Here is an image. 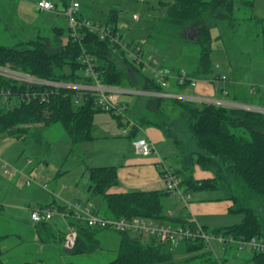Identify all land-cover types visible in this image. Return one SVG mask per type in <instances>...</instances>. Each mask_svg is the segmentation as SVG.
<instances>
[{"label":"trees","instance_id":"1","mask_svg":"<svg viewBox=\"0 0 264 264\" xmlns=\"http://www.w3.org/2000/svg\"><path fill=\"white\" fill-rule=\"evenodd\" d=\"M62 1L66 7L67 0ZM237 4H242L253 10L255 0L160 1L155 14V29L150 38L160 39V43L164 41L165 46H172L176 39L184 44L191 42L196 45L199 55L192 68L173 70L174 76L167 77L169 88H163L155 76L148 77L143 74L141 76L143 79L142 91L160 92L162 90L161 92L169 93L176 89L175 92H182L190 87L191 79L218 77L215 75L214 65L211 61L214 41L211 31L216 20H234ZM117 16V12L113 10L110 20L106 23L92 22L100 27H111L119 42H125L124 36L117 28ZM255 21L263 23L264 19L255 17ZM197 29L199 33L196 39L191 41L188 34ZM55 30L57 38L54 42L49 38L39 37L36 40L18 43L14 47L0 46V67H9L16 72L53 81L93 82L92 77L85 76L83 56H88L93 61L94 73L102 85L121 89H136L133 87L135 82L133 73L140 72V66L142 67L143 64L142 62L137 63L129 57L128 51L122 48L120 43L110 39L102 40L97 32H91L87 28L80 30L81 42H74L68 29V39L65 42L63 29L56 28ZM125 45L127 49L136 52L142 59V48H135L132 43L126 44L125 42ZM188 54L187 50L183 56L185 61L192 58ZM121 64L126 66L125 69L119 66ZM165 68L167 67L164 66L162 69ZM182 71L186 72L190 80L180 84L178 77ZM0 90L9 91L11 98L5 102L1 100L0 103V135L24 140V142L30 139L41 142L45 129L59 123L64 128L71 145L69 157L78 152L81 144L95 139L93 134L95 114L105 112L98 105L96 96L80 94L75 90H53L44 100L39 97L30 102L22 101L23 94L40 92L44 89L42 87L32 88L1 75ZM217 91L222 95L226 91L225 97L232 103L246 105L252 102L247 94L242 95L243 91L227 90L220 86L217 87ZM16 96L19 97V104L11 106ZM152 98H155L154 108L161 107L162 102L169 100L174 110L179 109L188 116L189 129L200 149L196 153V166L213 174L211 178H196L194 170L186 168L174 170L185 191L218 190L221 183L228 179L225 171L228 172V176L231 174L235 178L232 186H235L239 191L234 188L233 195L229 197L233 203L230 211L243 213L244 219L240 224L214 230L213 234L224 240L229 238H233L235 241L256 239L264 243V217L252 205L254 200L264 203V113L215 103L175 98ZM79 99H82V103ZM261 104L264 108V99ZM110 113L114 114L113 111ZM115 117L123 126L121 116L115 115ZM134 122L136 126L131 129L130 135L135 134L138 127H143L146 123L162 127L148 120L145 115ZM118 171L117 167L87 168L90 181L88 202L101 199L106 204L109 219L142 218L196 231L197 226L194 223L171 212L179 202L175 198L177 203L172 202L173 196L166 188L111 193V188L117 186L119 182ZM41 208L54 210L56 206L50 205ZM183 208L186 209L184 205ZM58 209L69 218L75 229L76 239L71 250L74 255L88 254L99 248V232L108 230L120 236L118 255L108 264H178L175 261L174 246L176 245L170 240L150 236V241L144 243V237L148 236L146 234L118 232L110 228L94 229L82 220L74 218L72 213L67 211L66 206ZM93 212L100 214V208L97 206ZM202 228L208 232V228ZM2 240L3 238L0 237V264H5ZM178 246L189 255L184 261L186 264L193 262L220 264L210 247L200 237L186 238ZM251 252L252 261L255 264H264V250Z\"/></svg>","mask_w":264,"mask_h":264},{"label":"rangeland","instance_id":"2","mask_svg":"<svg viewBox=\"0 0 264 264\" xmlns=\"http://www.w3.org/2000/svg\"><path fill=\"white\" fill-rule=\"evenodd\" d=\"M54 1L58 2L60 8L62 7V0ZM77 1L82 2L83 14L86 17L92 18L97 23H106L111 18L110 11L115 10L118 14L117 28L124 36L126 44L132 43L135 48H142L141 62L143 65L142 67L140 66V72L133 73V78L135 80L133 87L137 90H142L143 79L141 76L143 74L148 77H153L155 76L154 70L163 68L164 66L172 68L173 70H188L189 68H192L195 60L198 58L199 53L197 47L191 42L184 44L179 39H176V44L174 43L172 46H165L164 41L160 43V39L157 40L150 38V35L154 31L156 25L155 14L159 8V1L168 0ZM3 8L4 6H0V14L4 11ZM103 13L106 15H103ZM38 15V18L29 17V22H26L22 28L17 25L18 30L16 33L14 32L18 36L17 38H11V35L5 31V26L1 25L0 46L14 47L21 41L26 42L28 40H36L39 37L49 38L52 42H54L57 38V33L53 26L63 29V40L65 42L67 41L68 23L65 17L53 16V18L52 16L47 17V14L40 13H38ZM134 16H137V19ZM255 17L264 19V0H255L253 10L243 6L242 4H237L233 21L216 20L211 31L214 39L212 44L211 61L214 65L215 75L226 73L230 82L238 84L243 89L242 95L245 96V94H247V96L251 99L252 102L246 105L264 109L261 104L264 99V22L260 23L255 21ZM36 28L38 31H35ZM21 30L24 31L21 32ZM197 35L198 34H196V37ZM187 50L189 51L188 55L192 58L185 61L183 56L186 54ZM119 66L122 69H125L126 67L124 64ZM217 66L220 67L218 68ZM82 83L83 82L73 84L79 85ZM123 89L136 90L126 88ZM252 89H257V92L255 94H251L250 91ZM122 96L124 100H126L127 110L125 111V115L128 118H131V120H140L141 116L145 115L148 120L162 126L160 130L164 136L169 134V137L165 136L166 140H168L167 144H165L167 146V152L171 147H173L177 153L175 157L168 155L167 159L164 160V162H167L168 164L167 167L176 168L175 170L186 168L188 170L195 171L197 168L196 153L199 152L200 149L198 148L189 129L188 116L184 115L179 109L174 110L169 100L162 102L161 107L154 108L149 105V103H154L155 98L150 96L140 97L137 94H124ZM79 101L82 103V99H79ZM18 104L19 97L16 96L13 99L11 106H16ZM115 115V113L112 114L110 112H97L95 114L94 135L100 138L99 131L102 130L101 123L103 124V122H111L116 127V135L107 141L96 139L94 145H96L95 149L100 151L98 157L102 156L105 160H110L106 161V164L113 163L118 165L121 152H123L127 147L130 152L132 141L129 135L124 134V128L120 126L119 120L115 117ZM144 127L146 129L150 127L154 128L155 125L146 123L144 124ZM139 132L138 134H140ZM65 136L68 139L64 128L58 123L45 129L44 137L41 142H36L35 139H30L27 142H21L15 138L9 139L10 143L3 149V152L9 155V159H7L8 161H0V169L4 164H9L10 166L22 171L33 167L34 171L31 175V184L43 183L44 185H47L48 190H57L56 196L65 201L66 206L68 203L79 202L76 201L77 199H81L84 203L87 202V198L82 190V187L85 185V181L88 179V176H85L84 178L83 175L85 166L83 167L80 164L79 154L70 156L67 161L64 160L65 143H63V137ZM5 137V135H0V142L7 138ZM155 145L157 148L160 146L158 144ZM179 146L180 154H178ZM1 156L2 154H0V158ZM29 161L33 162L30 166L28 164ZM69 168L73 170L72 173L61 174V171L64 172ZM225 173L227 174L228 179L221 183L218 190L187 191L190 194V197L193 198L190 199V205L192 204L191 202L196 201H203V203L205 202L210 204L232 202V200H229V197H231L234 193L235 186L233 187L232 184L235 178L232 177L233 175L231 174L228 176L227 171H225ZM9 176L10 175H3L2 180L3 182L6 181V183L4 185L5 188L0 190L1 196L3 194L0 204H5L6 206L5 218L0 216V234H4L3 232L7 231L11 233V238L14 239L16 234H22L27 231L29 227L26 228L25 225H27V222H24V219H26L28 215H32L34 209L37 210L40 209V207L33 208L30 213V210L26 205H21L25 199L24 194H21V197L17 196L18 201L14 202L11 205V207H13L10 208V206L5 203L10 198L8 195L13 192L15 185L24 188V184L27 180V173H23L22 176L18 175L16 177H12V180L9 179ZM77 183L80 186H78ZM115 188L116 187L114 186L111 190ZM235 190L239 191V189L236 188ZM19 191L20 190H17L16 192L18 193ZM172 199L174 204H176L177 202H175L174 197ZM97 200L100 201L97 203L102 202V208H100L101 214H103V210H106L109 215L106 204L101 199ZM252 205L264 217V203L254 200ZM18 207L20 210L22 209L21 213L26 216L23 218L17 217L20 218L17 220L20 222H16L10 218L12 214L20 213ZM2 212L4 211L0 210V215L3 214ZM53 212V220L49 222L50 229L54 234H58V231L62 228L60 219L63 220L62 217L64 215L57 207L53 210ZM173 212L175 215L184 217L187 220H194V218L197 217L203 224H205V226H208L207 231L212 233L210 244H219V247L216 248L219 255L216 257L219 258L223 264L234 263L232 259H229L231 250L228 252L225 250L224 243L217 238L215 234H213V231L219 229L220 227L224 228L222 226L229 227L240 224L244 219L243 213L228 211L225 214L211 212L209 214L194 215L192 212L190 213L188 209H184L183 204L180 203L173 209ZM7 219L10 222H6ZM10 225L13 228H9ZM171 225L176 227L174 224ZM109 234L110 233L106 232L102 233L100 235L101 237H99L100 247L88 254L75 257H63L62 254L65 255V253L62 251L61 254L58 246L53 243L54 241H52L50 245L46 247L48 248V251L44 252L41 250L42 253L44 252L41 256H48L49 258H54V260L57 259L59 262L61 261L64 263L72 260L75 264H108L117 257L115 246H113L111 241L104 239V235L106 236ZM113 237L116 236H112V239ZM149 241L150 236H145L143 242L147 243ZM29 249L38 252L35 248L21 247L20 249L16 248L12 250L11 257H15V260H17V258H28L30 256L28 253ZM174 251L175 261L178 264H186L184 261L189 255L186 254L179 246H174ZM233 251H238V249L233 248ZM192 264H198V262H193ZM249 264L254 263L249 262Z\"/></svg>","mask_w":264,"mask_h":264},{"label":"crops","instance_id":"3","mask_svg":"<svg viewBox=\"0 0 264 264\" xmlns=\"http://www.w3.org/2000/svg\"><path fill=\"white\" fill-rule=\"evenodd\" d=\"M39 1H41V0H0V6L1 7L4 6V8H3L4 11L0 14V26L1 25L5 26V31L11 35V38H17L18 37L17 34H15L16 31L18 30L17 25L21 28L24 27V24L26 22H29L28 18L29 17H32V18L37 17L38 18V16H39L38 13L47 14V17H51V16L52 17L53 16L65 17V15H64L65 5H64L63 1H61L62 7L60 8L58 2H56L54 0H46V1L53 2L56 5V11H54V12L39 11L37 6H36V4ZM67 2H68V0H67ZM79 2L81 3V13H80L81 17L83 19H86V20L95 21L92 18L86 17L83 14V12H82L83 5H82L81 1H79ZM112 12H113V10L110 11V14ZM103 15H106V14L103 13ZM134 17H137V16H134ZM53 27H54V29H56L55 26H53ZM23 31L21 30V32H23ZM35 31H38V29L36 28ZM31 36H32V34H31ZM21 42H23V41H21ZM217 67L219 68L220 66H217ZM164 70L169 71L171 73L170 75L174 76V72H173L172 68H165ZM221 75H225L227 77V81H224V82L219 81L215 84L214 82H212V77L201 78V79H198V83L194 88L188 87L186 90H184L182 92H177V94L179 93V94H182L185 96L195 97V98L204 99V100H214V101H217L219 103H226L227 105L228 104H230V105H244V104H236V103L230 102L229 99L227 97H225V94L222 95L217 91L218 86H220V88H226L227 90H233V91L237 90L239 92H241L243 90L238 84L230 82L229 77L227 76L226 73H222ZM224 84H227V85H224ZM167 87L169 88V81H168ZM171 89H173V88H171ZM175 91H176V89L175 90L173 89L169 93H173V94L175 93L176 94ZM256 92H257L256 89H252L250 91L251 94H255ZM120 103H126V100H124L123 96H121V98H120ZM149 105L153 106L154 103L150 102ZM247 106H249V105H247ZM132 120L134 121V119H132ZM101 125H102V128H101L102 130L99 131L100 138H98L96 135H94L95 139L90 141V142L81 144L78 148V152L75 154V155L79 154L80 164L83 167L85 166L84 172H83L84 178H85V176H88L87 168H89V167H117L119 169V171H118L119 182H118V185L115 186L116 187L115 189L110 190L111 193H126V192H135V191L163 190L166 188L165 181L162 178V175H161L159 169H157L156 165H157L159 160L164 161L165 159H167L168 155H172L175 157V155L177 153L173 147H171L170 150L167 152V149H166L167 146L165 144H167V142H168V140H166V137H169V134L165 135L166 136L165 137L163 135V133L161 132L160 128L157 126H155L154 128L150 127L147 129L144 126L138 127L137 132L135 134H133V135L129 134L131 141H133L134 139H137V138H148L154 144V146L156 148V152L149 157H144V158L140 157L133 152L132 142H131L130 152L128 150V147L123 152H121L118 165L113 164V163L106 164L107 163L106 161H110V160L109 159L105 160L104 158H102V156L98 157V155L100 154V151L95 149L96 145H94L95 144L94 142L96 139L102 140V141H107L111 137L115 136L116 135V127L111 122H103V124L101 123ZM120 126H122V125H120ZM122 127L125 128V127H127V125L123 124ZM138 132L140 134H138ZM93 134H94V129H93ZM9 139H11V138L7 137L6 139L2 140V142H0V154H2V156L0 158L1 162L5 161V160L8 161L7 159H9V155H7L5 152H3V149L5 147H7V145L10 143ZM19 141L23 142L24 140H19ZM63 143H65L64 160L67 161L69 158V152H70L71 145H70L69 140L67 139L66 136L63 137ZM19 144H23V143H19ZM155 144H158L160 146L157 148V146ZM179 148H180V146L178 147V154H180ZM24 151H25V148H24ZM164 163L166 166H168L167 162H164ZM28 164L30 166L33 164V162L30 163V161H29ZM6 165H9V164H4L3 166H1V169H0V190L1 189L3 190L5 188L4 185H5L6 181L3 182V180H2L3 175H10L9 179L12 180L11 179L12 177H16L18 175L22 176L23 173H27V176H26L27 180H28V178L31 179L32 172L34 171L33 167H30L28 170L22 171L20 169L14 168V167L9 165L10 173H6L5 171L8 170V168L5 167ZM113 165H115V166H113ZM196 167L197 168L194 171L196 178H211V177H213V174L211 172H205L202 169H200V167H198V166H196ZM171 168L173 170L176 169L173 167H171ZM72 171L73 170L71 168H69V169L65 170L64 172L61 171V174H66V173L70 174V173H72ZM27 180L24 184V188L20 187L18 185H15L13 192L8 195V196H10V198L5 203L8 204L10 206V208L13 207V206L11 207V205L14 202L18 201L17 196L21 197V194H24V197H25V199L23 200L21 205H23V204L26 205L29 208L30 213H31V210L35 207L41 208V207L54 205V206L59 208V207L66 206V202L63 201L58 196H56L57 190H53V189L48 190L47 185H44L43 183H38V184L32 183V184L28 185ZM77 185L80 186L78 183H77ZM89 189H90V181L88 178L85 181V185L82 187L83 193H84L85 197L87 198V202L84 203V202H82L81 199H77L76 201H79L85 205H88L92 210H95V208L97 206L99 208H102V202L97 203V202H100L97 199H94L91 202H88V200L90 199V190ZM17 190H20V191L17 193L16 192ZM2 198H3V194H2V196L0 194V202H1ZM67 199H69V198H67ZM190 199H193V198H190ZM172 202L174 203L173 199H172ZM191 203L192 204L190 205V202H189L188 210L190 211V213L192 212L194 215L209 214L211 212L217 213V214H225L228 211H230V208L232 205V202L210 204V203H205V202L203 203V201H199V202L196 201V202H191ZM68 204H70V203H68ZM0 205H1L0 210L4 211V212H2L3 214H1L0 216H2V218H5L4 216H5V211H6L5 207L6 206H5V204H0ZM18 209L20 210L19 207H18ZM21 210H20V213L12 214L10 216V218L16 222H20L17 220H19L20 218L26 217L25 215H23L21 213ZM171 212H173V209L171 210ZM96 215H98L99 217H102V218H108L107 217L108 214H107L106 210H103V214H101V211H100V214H96ZM17 217H20V218H17ZM62 218H63V220L60 219L61 223H62V225H61L62 228H60V230L58 231V234H54L53 231L50 229V223L49 222L51 220L49 222L44 223V224L43 223H35L31 218V214L28 215L26 219H24V222H27V225H25L26 228L29 227L25 233L16 234V237L14 239L11 238L12 237L11 233H9L7 231L3 232L4 234L1 233L0 237L3 238L2 246H3V249L5 250V253L3 255L4 263L5 264H22V263L30 262V263H35V264H51V263L52 264H75V262L72 260L70 262L64 263L61 261L59 262L57 259L54 260V258H49L48 256H41V254H43L45 251H48V248H46V247H48L52 241H54L53 243H55L58 246L60 253L62 251H63V253H65V255L61 253L63 257L64 256L75 257V256L84 255V254H80V255L72 254L71 250H72L74 244L72 245V247H69V237L75 232V230H74L73 226L71 225V221L69 220L68 217H66L64 215ZM194 220L196 221V223L199 226L208 228V226H205V224H203L197 217L194 218ZM6 222H10V221H8V219H7ZM222 227H226V226H222ZM9 228H13V227L10 225ZM105 232L110 233V234L106 235V236L104 235V239L111 241L113 246H115V250H116V253L118 255V249H119V245H120V236L117 233L106 230V231L99 232L98 237H101L100 235L102 233H105ZM114 235L117 238L113 237V239H112V236H114ZM10 242H12V243H10ZM74 243H75V240H74ZM224 246H225V250L227 252L229 250H231L230 254H229L230 255L229 259L233 260V262H234L233 264H249V262H253L252 261L253 255H252V252L250 250H240L234 244L226 245L224 243ZM21 247L35 248L38 252H35L34 250L29 249L28 253L30 254V256L28 258H23V259L17 258V260H15L14 259L15 257H11L12 250H14L16 248L20 249ZM218 247H219L218 243H216L214 245L210 244V250L212 251V253L215 257L219 255V253L216 251V248H218ZM233 248L238 249V251H233ZM41 250H43L44 252L42 253ZM217 259L219 260L220 264H223L219 258H217Z\"/></svg>","mask_w":264,"mask_h":264},{"label":"built area","instance_id":"4","mask_svg":"<svg viewBox=\"0 0 264 264\" xmlns=\"http://www.w3.org/2000/svg\"><path fill=\"white\" fill-rule=\"evenodd\" d=\"M39 11H48L54 12L56 11V5L53 2L41 0L36 4ZM81 3L77 0H68L67 6L64 9V15L67 19L68 28L71 34V38L74 42H81L82 35L81 29L87 28L91 32H97L100 36V39L106 40L110 39L116 43H120L122 48L126 49L129 53V57L135 60L137 63L141 62V57L134 51L127 49L125 42H119L118 37L113 34L111 27H100L97 24H94L92 21L82 19L81 20ZM137 19V17H135ZM83 63L85 64V76L87 78L92 77L93 82L85 81L82 84H73L67 82L53 81L48 79H41L38 77H34L32 75L24 74L21 72H16L11 70L9 67H0V75L6 78L13 79L18 81L23 85H27L32 88H43L44 91L34 92V93H26L21 96L22 101H32L34 98L45 99L46 96L53 90H75L80 94H92L97 97L98 105L105 111L111 112L113 111L116 115L122 117L123 124H126L127 127L124 128V134L129 135L130 131L133 127H135V122L132 121L125 115V111L127 110L126 103H120V98L124 94H137L138 96H150V97H159V98H175V99H184L191 100L197 102H207V103H215L220 105H227L226 103H219L214 100H204L198 99L195 97H189L182 94H173V93H165V92H152V91H142V90H125L121 88L107 87L101 84L98 77L94 73V64L90 57L83 56ZM157 64V63H155ZM155 71V77L158 82L161 84L163 88H166L168 85L167 77H171V73L164 69H157ZM180 84L185 83L190 80L187 77L185 71H182L180 76L178 77ZM190 87L194 88L198 79H191ZM219 81H227V77L225 75H218V77H214L212 82L217 83ZM226 94V91H224ZM10 98V92L0 90V103L3 101H7ZM2 100V101H1ZM238 108L253 110L257 112L264 113V109L255 108L247 105H230ZM132 149L133 152L140 157H149L156 152V148L154 144L148 138H137L132 141ZM31 163V161H30ZM8 168L6 173H10L9 165L5 166ZM157 169H159L162 178L166 184V190L177 200V202L184 205L186 209H188L190 202V194L185 191V189L181 186V180L175 174V171L172 168H168L163 160H159L157 165ZM27 184H31V179L27 180ZM67 211L71 212L73 217L76 219L82 220L85 224L92 228H110L112 230H116L118 232H137L143 233L148 236L158 237L163 240H170L176 246L186 238L190 237H200L205 244L210 247V240L212 238L211 233L206 232L201 226H199L195 220L190 219L191 223H194L196 227V231H192L191 229H184L181 227H172L167 224L158 223L155 221H149L142 218H134L132 220L127 219H109L102 218L98 215L94 214L93 210L88 205H83L80 202L70 203L66 206ZM53 209L51 208H40L37 210H33L31 218L35 223H46L53 219ZM75 230V229H74ZM74 236V240L76 239V232L72 234ZM221 241H223L226 245L228 244H236L240 250H250V251H263L264 243L262 241H258L256 239L252 240H244L240 239L239 241H235L233 238H229L228 240H224L219 237ZM70 240V237H69Z\"/></svg>","mask_w":264,"mask_h":264},{"label":"water","instance_id":"5","mask_svg":"<svg viewBox=\"0 0 264 264\" xmlns=\"http://www.w3.org/2000/svg\"><path fill=\"white\" fill-rule=\"evenodd\" d=\"M198 34L199 33V30L197 29L196 31H193L192 32V34L191 33H189L188 34V38L190 39V40H195L196 39V34ZM74 244V236H70V240H69V247H72V245Z\"/></svg>","mask_w":264,"mask_h":264},{"label":"bare ground","instance_id":"6","mask_svg":"<svg viewBox=\"0 0 264 264\" xmlns=\"http://www.w3.org/2000/svg\"><path fill=\"white\" fill-rule=\"evenodd\" d=\"M122 37V36H121ZM108 41V40H107ZM125 53V52H124ZM133 64V63H132ZM133 69V68H132ZM173 74V73H172ZM145 79V78H144ZM171 80H173V79H171ZM146 81V80H145ZM170 82H172V81H170ZM178 82V81H177ZM151 83V82H150ZM153 84V83H152ZM173 84V83H172ZM190 86V85H189ZM152 87V86H151ZM161 87V86H160ZM155 89V88H154ZM157 89H158V87H157ZM184 90V89H183ZM160 91V90H159ZM162 91V90H161ZM160 91V92H161ZM177 93V92H176ZM172 99V98H171ZM174 103V102H173ZM192 103V102H191ZM174 105V104H173ZM211 105V104H210ZM122 118V117H121ZM147 121V120H146ZM134 128V127H133ZM134 130V129H133ZM147 159V158H146ZM176 171V170H175ZM95 229V228H94ZM106 231V230H105ZM120 234V233H119Z\"/></svg>","mask_w":264,"mask_h":264},{"label":"flooded vegetation","instance_id":"7","mask_svg":"<svg viewBox=\"0 0 264 264\" xmlns=\"http://www.w3.org/2000/svg\"><path fill=\"white\" fill-rule=\"evenodd\" d=\"M192 34V33H191Z\"/></svg>","mask_w":264,"mask_h":264}]
</instances>
